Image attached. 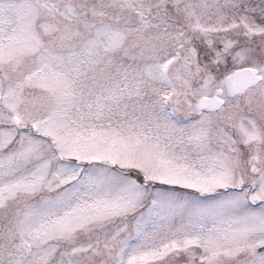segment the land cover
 <instances>
[{
  "label": "snow or ice",
  "instance_id": "snow-or-ice-1",
  "mask_svg": "<svg viewBox=\"0 0 264 264\" xmlns=\"http://www.w3.org/2000/svg\"><path fill=\"white\" fill-rule=\"evenodd\" d=\"M0 264H264V0H0Z\"/></svg>",
  "mask_w": 264,
  "mask_h": 264
}]
</instances>
